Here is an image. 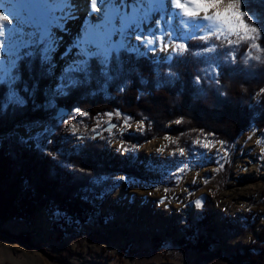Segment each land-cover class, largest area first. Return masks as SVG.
<instances>
[{"label": "trees", "instance_id": "obj_1", "mask_svg": "<svg viewBox=\"0 0 264 264\" xmlns=\"http://www.w3.org/2000/svg\"><path fill=\"white\" fill-rule=\"evenodd\" d=\"M260 2L249 0L251 11L258 15L264 12ZM186 42L189 51L185 55L175 54L164 62H150L142 53L123 50L105 70L103 61L93 57L88 71L77 75L76 82L59 95H52L48 86L52 75L38 51L22 61L17 88L25 104L0 110V219L25 222L44 207L60 214L58 225L69 220L80 226L94 215L98 198L115 187L113 174L132 181L149 180L131 154L120 158L105 154V127L112 123L120 126L125 119L144 123L142 133L126 136L132 146L167 136L176 140L168 143L172 150L186 151L197 139L223 141L230 147L250 127L264 129V95L258 94L264 89V50L257 53L250 41L229 46L215 37L206 46L198 40ZM257 43L264 49V38ZM204 47L215 50L203 51ZM249 52L261 60L244 67L241 56ZM6 96L7 86L0 85V99ZM58 109L67 117L55 119ZM108 118L110 123L99 128ZM177 120L182 122L177 124ZM35 123L45 125L41 138L48 139L31 149L14 131ZM69 123L81 140L66 155L75 135L63 137V126ZM207 215L208 202L204 201L200 225L208 223ZM258 231L253 243L234 254L235 264H264V227ZM11 238L21 245L31 244L27 233L9 237L2 231L1 240ZM197 243L191 247L195 252L207 251L208 243Z\"/></svg>", "mask_w": 264, "mask_h": 264}, {"label": "rangeland", "instance_id": "obj_2", "mask_svg": "<svg viewBox=\"0 0 264 264\" xmlns=\"http://www.w3.org/2000/svg\"><path fill=\"white\" fill-rule=\"evenodd\" d=\"M5 1L20 2L21 15L29 17L37 30L48 24L42 21L30 0ZM0 11H7L6 6H0ZM85 18L86 13L78 14L66 25L54 29L59 35L58 45L49 57L51 68L47 69L52 75L48 86L53 93L58 83L65 80L63 72L72 62L69 57L79 53L76 41L82 28L87 27ZM71 22L74 36L70 33ZM61 39L71 45H63ZM64 48L68 51L64 52ZM249 54L241 56L244 67L257 62L249 59ZM72 113L76 115V111ZM62 117L66 118L67 114L56 119ZM109 123V118L104 119L99 128ZM113 125L105 127L107 155H134L135 165L143 167L150 179L132 181L124 175L113 174L115 187L98 198L94 215L80 226L69 220L63 226L58 225L60 214L44 207L25 222L0 219V235L2 231L9 237L27 233L31 240V244L21 245L13 238L0 239V264H235L231 260L234 254L253 243L258 229L264 227V159L261 158L264 144L256 143L257 139L264 141V129L252 126L239 134L235 143L227 147L230 162H225L221 160L225 148L209 138L196 141L212 142L214 147L205 149L202 143L194 141L190 151L183 148L185 156L179 155L181 147L172 150L169 140L159 137L144 142L139 149L127 139L116 145L117 138L128 132L138 135L142 129L126 131V126ZM44 129L43 125L35 124L29 130L18 126L14 132L34 147L45 138L36 141L32 135L38 137ZM63 130V137L73 134L70 123ZM80 140L75 133L65 149L66 155ZM161 147L163 152L158 151ZM221 164L223 168L218 170ZM182 168L188 170L180 172ZM161 199L165 201L163 204ZM198 199L199 208L195 203ZM204 201L208 202L210 218L208 223L200 225ZM200 241L208 243L206 252L198 253L191 248Z\"/></svg>", "mask_w": 264, "mask_h": 264}, {"label": "snow or ice", "instance_id": "obj_3", "mask_svg": "<svg viewBox=\"0 0 264 264\" xmlns=\"http://www.w3.org/2000/svg\"><path fill=\"white\" fill-rule=\"evenodd\" d=\"M224 2V0H200L202 7L195 13L185 14L181 7L187 9L191 5L187 0H167L168 11L163 15L152 17V13L157 10L153 6L152 0H85L87 27L82 28L78 35L76 44L80 52V57L72 61L64 70L65 80L59 82L56 94L63 93L68 86L76 82L77 75H82L88 71L89 60L93 57H102L104 68L107 70L116 54L122 49L139 51V47L130 44L135 40L150 51H162L166 55L180 56L188 51V40L202 41L206 46L212 37L227 45H240L241 42H251L250 47L257 53L262 47L257 41L264 38V12L259 15L251 11L249 0H228L229 3L236 4L234 18L227 24H221L212 19L214 5ZM81 5L74 0H52L47 5V15L50 17L49 23L42 29H21L11 14L0 11V85L7 86L6 98L0 99V110H6L12 106H22L25 99L19 94L17 84L22 79L19 65L22 61L30 59L37 51L40 54L42 65L46 70L51 68L49 57L58 45V39L54 29L75 19L80 11ZM260 7L264 8V0H261ZM174 10H179L175 12ZM151 24L147 31L150 35H144V27ZM153 28L155 32L153 33ZM235 37V39H231ZM223 38V39H221ZM203 51L211 52L215 49L204 47ZM249 59L261 60L259 55ZM199 82V78H197ZM258 94L264 95V89H260ZM83 116L86 113H79ZM119 116V113L116 114ZM182 121L177 120L179 124ZM125 126L130 127L128 119H125ZM144 123H138L137 127L144 128ZM115 127V125H113ZM76 129L73 128V134ZM255 135V132H253ZM165 140L175 144L176 140H170L165 136ZM252 139V136H249ZM50 142V141H49ZM205 149L214 147L212 142H201ZM221 147L225 148L221 160L229 161V152L226 150V143L218 141ZM258 145L264 141L257 139ZM166 147V146H165ZM121 148H124L121 145ZM127 151L128 149H124ZM163 152L164 147L158 149ZM180 156H185V149L178 150ZM219 151V150H218ZM261 158L264 159V148H262ZM223 164L220 165L222 170ZM187 168L180 169L186 172ZM119 179L123 180L124 177ZM164 199L160 200L163 204ZM196 206H201V201L196 200Z\"/></svg>", "mask_w": 264, "mask_h": 264}, {"label": "bare ground", "instance_id": "obj_4", "mask_svg": "<svg viewBox=\"0 0 264 264\" xmlns=\"http://www.w3.org/2000/svg\"><path fill=\"white\" fill-rule=\"evenodd\" d=\"M52 0H30V3H31V6L36 10V12L41 16L42 18V21L44 23H49L50 21V17L47 15V5L49 3H51ZM75 3H78L79 5H81L80 7V11L78 14H85L86 13V10H85V7H84V4H85V1L84 0H74ZM152 3H153V6L155 8H157L156 11H154L152 13V17L155 18V16L157 15H163L164 13H166L168 11V8L165 6L167 5V0H152ZM2 5H5L6 8H7V13L8 14H11L14 19L16 20L19 28L21 29H25V30H28V29H36V26L32 23V21L30 19L27 18V16H22L20 11L22 9V4L19 2H10V1H3V0H0V6ZM179 10H174V14L175 12H178ZM77 14V15H78ZM80 20V18H79ZM85 21L86 18L84 19ZM74 24H72L71 22V34L74 36L75 35V28L72 27ZM152 25L151 24H147L145 25L144 27V32L143 34L144 35H150V33L147 31L148 28H151ZM155 32V29L153 28V33ZM57 39L59 38V35L58 34H55ZM61 36V35H60ZM187 37H185L184 39H186ZM63 45H71V43L69 42H66L65 39H61ZM60 41V43H61ZM130 44H134L136 45L137 47H139V51H143L147 56L148 58H151L152 60H164L166 58H168V55H166L164 52L162 51H156V52H153V51H150L148 50L147 48H145L143 45H140L138 42H136L135 40H132L130 42ZM67 46H65L66 48H68ZM66 48H64V52L68 51ZM127 50V49H126ZM80 57V52L77 53L75 56L72 55L69 57V61H74L76 59H78ZM99 58V57H97Z\"/></svg>", "mask_w": 264, "mask_h": 264}, {"label": "clouds", "instance_id": "obj_5", "mask_svg": "<svg viewBox=\"0 0 264 264\" xmlns=\"http://www.w3.org/2000/svg\"><path fill=\"white\" fill-rule=\"evenodd\" d=\"M187 3L191 5L190 8L185 9L181 7L182 12L185 14L195 13L202 7L200 0H187ZM235 10V3H229L228 0H224V2L214 5V11L211 16L214 21L221 24H227L234 18Z\"/></svg>", "mask_w": 264, "mask_h": 264}, {"label": "built area", "instance_id": "obj_6", "mask_svg": "<svg viewBox=\"0 0 264 264\" xmlns=\"http://www.w3.org/2000/svg\"><path fill=\"white\" fill-rule=\"evenodd\" d=\"M141 121H138V122H134L133 124L131 123V126L130 127H125V125H123L122 126V128H126V131L128 130V131H133L134 129H137L138 127H137V125H138V123H140ZM128 134H129V132H128ZM123 137L121 136L120 138H117L116 140H115V142H114V144H119V143H123L126 139H122ZM138 149H139V146L137 147Z\"/></svg>", "mask_w": 264, "mask_h": 264}, {"label": "water", "instance_id": "obj_7", "mask_svg": "<svg viewBox=\"0 0 264 264\" xmlns=\"http://www.w3.org/2000/svg\"><path fill=\"white\" fill-rule=\"evenodd\" d=\"M65 113H66V112H65L64 110H62V109H58L57 112H56V114H55V115H56V116H55V119L58 118V117H60V116H62V114L65 115Z\"/></svg>", "mask_w": 264, "mask_h": 264}]
</instances>
